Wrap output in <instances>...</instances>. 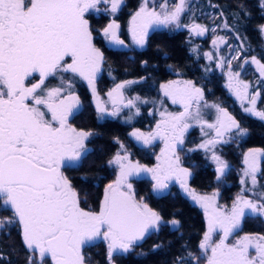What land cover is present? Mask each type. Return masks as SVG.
<instances>
[{
  "label": "flooded vegetation",
  "instance_id": "af4514ba",
  "mask_svg": "<svg viewBox=\"0 0 264 264\" xmlns=\"http://www.w3.org/2000/svg\"><path fill=\"white\" fill-rule=\"evenodd\" d=\"M219 4L0 0V264H139L166 251L172 264H182L178 220L161 217L148 195H180L201 210L205 230L190 254L192 264H264V252L252 257L248 245V236H256L264 247V214L252 211L241 173L247 164L258 166L255 180L263 196L264 151L252 138V119L264 128V106H256L255 117L230 105L233 127L227 129L236 134L212 149L224 163L215 165L211 154L196 148L195 130L198 140L189 129L181 144L160 125L158 110L168 105L162 85L186 79L161 81L158 62L149 67L144 59L153 35L170 29L186 43L196 41L203 53L212 36H219L229 46L222 55L256 59L241 52L243 45L213 33L215 10L195 14ZM211 68L222 93L190 82L208 101L229 104L223 79ZM261 92H255L258 99ZM223 149L228 157L217 152ZM121 193L148 221L149 232L139 239L125 240L105 220L118 208ZM207 195L217 200L214 207L203 202ZM235 205L242 208L236 225L229 216ZM253 223L260 231L246 233ZM239 245L245 256H237Z\"/></svg>",
  "mask_w": 264,
  "mask_h": 264
},
{
  "label": "rangeland",
  "instance_id": "374dc122",
  "mask_svg": "<svg viewBox=\"0 0 264 264\" xmlns=\"http://www.w3.org/2000/svg\"><path fill=\"white\" fill-rule=\"evenodd\" d=\"M257 1L264 12V0ZM147 9L144 11L148 12L149 10L147 11ZM141 11L142 9L140 12ZM170 15L175 16L174 13H171ZM161 17L162 16L158 15L159 21L161 20ZM260 33L264 39V23L260 28ZM227 47L229 49V46L225 44L222 37L212 36V39L208 42L206 52L201 56L206 64L212 65L211 69L215 70L216 73L219 72L221 79H223V87L230 99L229 104L225 102L226 100L221 102L208 101L203 92L199 90V87H195L190 81L176 78V80L167 81L166 84L162 85V88L160 89L161 97L166 99L168 105L161 111L158 110L160 125H162L164 129L169 128V132L172 135H175L176 137L178 136L181 144H183L182 138L187 135L186 133L189 129H194L198 133L200 139L196 148L211 154V161L218 166H222L224 163L217 159V153L212 152V149L221 145L222 142L232 139L236 134L235 131H231V133L227 129L231 128V126L233 127L231 122L232 114L231 111H229L230 105L233 107L237 105L240 110L250 116H252V114L255 117L258 116L256 106L258 105L259 99L255 92H261L262 87H264V66L253 58H242L237 60L234 57L227 56V53L222 55V52H224V49ZM251 74L255 76L253 78L251 76L249 77ZM160 104L162 108V103L160 102ZM149 107L150 109L152 108L150 105ZM133 108L135 107L133 106ZM156 109H158V107L153 108L152 111L155 112ZM136 112H138L137 109L133 112V115H135ZM135 119L136 116L132 118V121ZM152 131L153 130H150L149 133L152 134ZM170 143L175 144L176 139H170ZM169 148L170 145L167 144V147L166 149H163V152H166ZM121 149L124 148L121 147ZM172 152L173 151L171 150L170 153ZM118 156H120L119 153L116 158H118ZM263 156L264 152L261 158ZM120 158L122 157L120 156ZM124 158L127 160L125 154ZM122 160L124 161L123 158ZM170 161L172 162V159H170ZM177 162L178 161L176 160V163ZM247 166L249 167L248 169L244 168L241 170L245 182L244 184H246L243 187V190L244 192L246 191L245 194L249 195L246 198H250L253 201L252 211L264 214V195L262 196L261 189L256 183V173H254L255 170H258V166L254 165V167H250L249 164H247ZM175 173L177 178H182L180 173H177V171ZM252 191L255 192V194ZM257 200H259V203L256 202ZM215 201L217 200L209 195L204 196L203 198V202L207 203L209 206L211 205L214 207ZM199 206L204 208L201 202H199ZM232 207L229 216L231 217V222L236 225V223L239 222V213L242 212V208H239L238 205L237 207L236 205ZM154 217L157 218L156 216H153V219ZM213 217L217 218V221L219 220V217L216 214L213 215L212 218ZM155 220L156 219H154L153 223L157 225V220ZM248 245L252 252L255 251V254L252 255V257L261 258L260 254L261 252H264V247L262 248L260 246L259 238L256 236H248ZM244 253L245 250L242 251L240 247L237 256H245ZM232 258L237 259L234 255Z\"/></svg>",
  "mask_w": 264,
  "mask_h": 264
},
{
  "label": "trees",
  "instance_id": "16d2710c",
  "mask_svg": "<svg viewBox=\"0 0 264 264\" xmlns=\"http://www.w3.org/2000/svg\"><path fill=\"white\" fill-rule=\"evenodd\" d=\"M212 9L216 11L218 16L213 23V26L216 27L213 33L229 37L237 45H243L245 50L241 52H244L246 57H255L264 66V40L260 33L261 24L264 22V12L260 5L255 0H220L219 5L197 9L195 10V14L209 15L208 13ZM151 41L152 45L147 48L150 56H145L144 59L148 62L149 67L152 63L158 62V72H160L161 81L178 75L186 79L185 81L203 83L204 87H209V89L213 87L214 89L216 88L218 93H222L219 89L220 79L216 74L209 72L207 69L208 64L204 62L201 56L203 49L196 41L191 43L187 41L186 43L182 34L178 33L175 29H170L162 34L158 32L153 35ZM150 57L155 60H152ZM138 68L139 64L136 63V66L133 68L134 71L129 70L130 75H134ZM207 91V95L212 94L210 90ZM261 94L262 96L259 98L257 106L262 108L264 106V92H261ZM209 98L214 99L212 97ZM242 118L245 119L244 116ZM252 122L254 130L252 138L256 141V147L264 151V128L262 127V123L256 119H252ZM190 133L192 134L190 137H195L198 140L194 129ZM193 140L191 138V145L194 143ZM217 152L220 155L223 154L225 157H228L225 149L222 151L218 150ZM261 181H264V178ZM199 186L201 188L205 187L204 183ZM144 189V196L150 194L146 187ZM147 199L153 203L155 209L160 212L161 217L166 220L172 217L178 220L181 261L182 264H192V260L189 259L190 254L197 250V243L201 240L200 238L205 230L201 210L198 207L191 206L188 199L180 195H175V198L161 196L160 200L148 195ZM250 226H247L246 233L260 231L258 224L253 223ZM261 230L263 231V228ZM170 256V253L167 251L161 255L153 254L145 257L139 264H172Z\"/></svg>",
  "mask_w": 264,
  "mask_h": 264
},
{
  "label": "water",
  "instance_id": "95a60500",
  "mask_svg": "<svg viewBox=\"0 0 264 264\" xmlns=\"http://www.w3.org/2000/svg\"><path fill=\"white\" fill-rule=\"evenodd\" d=\"M115 203L119 204L118 208L114 213L109 214L111 217L108 216L105 220L113 226L114 230L120 232L125 240H136L149 232L148 221L143 213L135 210L132 200L121 193Z\"/></svg>",
  "mask_w": 264,
  "mask_h": 264
}]
</instances>
